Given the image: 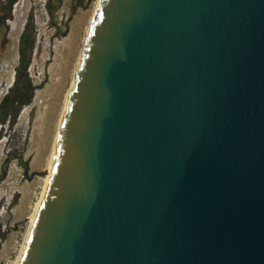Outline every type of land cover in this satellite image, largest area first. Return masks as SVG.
I'll use <instances>...</instances> for the list:
<instances>
[{"label": "water", "instance_id": "obj_1", "mask_svg": "<svg viewBox=\"0 0 264 264\" xmlns=\"http://www.w3.org/2000/svg\"><path fill=\"white\" fill-rule=\"evenodd\" d=\"M18 264H264V0H99Z\"/></svg>", "mask_w": 264, "mask_h": 264}, {"label": "rangeland", "instance_id": "obj_2", "mask_svg": "<svg viewBox=\"0 0 264 264\" xmlns=\"http://www.w3.org/2000/svg\"><path fill=\"white\" fill-rule=\"evenodd\" d=\"M97 2L16 0L4 21L0 100L15 79L25 25L34 41L27 73L38 89L13 125L0 127V264H14L20 252L28 216L41 191L39 176L51 153L63 100Z\"/></svg>", "mask_w": 264, "mask_h": 264}, {"label": "trees", "instance_id": "obj_3", "mask_svg": "<svg viewBox=\"0 0 264 264\" xmlns=\"http://www.w3.org/2000/svg\"><path fill=\"white\" fill-rule=\"evenodd\" d=\"M16 0H6L4 7L5 14L2 20L9 17L11 6ZM34 41L29 35L28 26L25 25L19 40L18 65L16 67L15 79L9 90L0 100V127H10L14 124L19 111L30 105L33 94L38 86L33 85L28 77L27 69L30 65V58Z\"/></svg>", "mask_w": 264, "mask_h": 264}, {"label": "bare ground", "instance_id": "obj_4", "mask_svg": "<svg viewBox=\"0 0 264 264\" xmlns=\"http://www.w3.org/2000/svg\"><path fill=\"white\" fill-rule=\"evenodd\" d=\"M98 1H99V0H98ZM97 4H98V2H97ZM97 4H96V6H97ZM95 8H96V7H95ZM94 11H95V10H94ZM93 13H94V12H93ZM92 16H93V14H92ZM91 19H92V17H91ZM91 19H90V21H89V23H88V25H87V27H86V33H87L88 28H89V26H90ZM86 33H85V36H86ZM85 36H84V39H83L82 43H84ZM82 47H83V44H82ZM81 50H82V48H81ZM81 50H80L79 55H78L77 63L75 64V68H74V72H73V75H72V79H71V83H70L69 89H68L67 93L65 94V97H64V100H63L62 109H61V111H60L59 119H58V121H57V123H56V127H55V135H54V138H53V144H52L51 153H50V155H49V157H48V159H47L46 166H45V168L43 169L42 174H41V175L39 174V175H40V176H39V186H40V189H41V191H40V193H39V198L37 199V202H36V204H35V207H34V209H33V212L30 213V215L28 216L26 234H25V237H24L23 243H22V245H21L20 252H19V254H18V256H17V259H16V261H15L14 264H18V260H19V258H20V255H21L22 252H23V249H24V247H25V243H26V238H27V234H28L29 227H30V225H31V223H32V221H33V219H34L35 213H36V211H37V207H38V205H39V203H40L41 196H42L43 191H44V189H45V185H46V182H47V179H48V168H49V163H50V160H51V155L54 153L53 146H54V143H55V140H56L57 131H58V127H59V124H60L61 118H62V116H63V114H64V111H65V107H66L67 99H68L69 92H70V88H71V85H72V82H73V79H74V76H75V72H76V69H77L78 62H79V57H80V54H81Z\"/></svg>", "mask_w": 264, "mask_h": 264}, {"label": "crops", "instance_id": "obj_5", "mask_svg": "<svg viewBox=\"0 0 264 264\" xmlns=\"http://www.w3.org/2000/svg\"><path fill=\"white\" fill-rule=\"evenodd\" d=\"M4 0H0V59L3 55V51L5 50V45H4V39H5V25L2 20V15H3V9L4 7L2 6ZM5 6V4H4ZM5 21V20H4Z\"/></svg>", "mask_w": 264, "mask_h": 264}, {"label": "flooded vegetation", "instance_id": "obj_6", "mask_svg": "<svg viewBox=\"0 0 264 264\" xmlns=\"http://www.w3.org/2000/svg\"><path fill=\"white\" fill-rule=\"evenodd\" d=\"M3 22H4V20H3Z\"/></svg>", "mask_w": 264, "mask_h": 264}]
</instances>
